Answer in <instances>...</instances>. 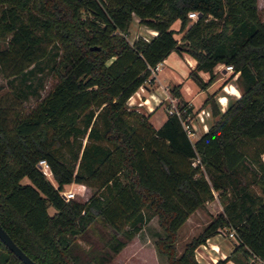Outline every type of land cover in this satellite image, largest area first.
<instances>
[{
  "label": "trees",
  "instance_id": "1",
  "mask_svg": "<svg viewBox=\"0 0 264 264\" xmlns=\"http://www.w3.org/2000/svg\"><path fill=\"white\" fill-rule=\"evenodd\" d=\"M133 15L154 34L127 42ZM0 40L7 81L29 80L44 60L56 74L27 113L23 101L38 95L32 81L0 96V224L33 261L109 264L155 215L162 236L153 246L165 264H199L195 247L222 228L233 231L234 246L213 264H238L236 255L264 263V20L256 0H0ZM173 51L194 59L187 77L199 89L216 64L237 73L239 96L222 112L214 102L222 85L206 94L201 106L213 121L194 140L182 127L193 111L178 85L170 92L185 110L166 113L157 128L126 106ZM73 182L94 192L84 202L65 200L60 191ZM212 192L221 212L177 254V229ZM98 219L109 235L99 247L88 241L82 248L77 239L89 240ZM0 264L24 263L0 240Z\"/></svg>",
  "mask_w": 264,
  "mask_h": 264
},
{
  "label": "rangeland",
  "instance_id": "2",
  "mask_svg": "<svg viewBox=\"0 0 264 264\" xmlns=\"http://www.w3.org/2000/svg\"><path fill=\"white\" fill-rule=\"evenodd\" d=\"M256 8L258 13V18L260 20H264V0H256ZM171 28L175 30L174 36L175 38L178 39L180 32L177 31L178 29L177 20L171 24ZM150 34H153V32L148 30L145 26L139 24L137 18L133 15L127 27V33L124 35V38L127 40V42L131 43L138 36L147 38L149 37ZM2 45H4V42L0 40V46ZM175 55L180 56L179 53L173 51L172 56L175 57ZM175 59H177L179 65L183 66L184 61L182 60V58L177 57ZM53 63H54L53 61H49V62L45 60L41 61L37 66L34 67L33 75H31L29 80L26 81H22L20 78L13 79L12 81H7L0 74V96L2 97L11 96L14 93V91L18 89V87L24 88L25 82L32 81L33 85H35L38 90V95L29 96L26 100L23 101L21 108L23 109L24 113H27L31 107H34L36 103L50 91V89L56 82V74L52 67ZM156 69H157V65H156ZM156 69L150 71L149 77H151V79L146 80L143 83V86L145 87H143L142 85L139 86L136 89L138 90V93H136L135 90L134 93H132V95L127 99L126 102L127 108L148 116L145 106L140 104V102L143 96L148 97V95H150L149 97H151L153 95L155 101L160 100L161 102L159 104H164L162 110L166 114L165 108L168 107V102L166 101V99H164L166 94L161 92V88L159 87L157 88L156 85H154L157 83L153 81V74L156 72L155 71ZM236 76H237L236 72L232 71L230 73L229 72L221 73L220 69H215V74L212 76L211 82L215 81V84H219L220 86L222 85V87H220V89H218L214 95V102L220 112H222L226 108L229 102H231L234 98H236L234 95H228L229 93L228 90H233V88L230 87H234L236 89L235 93H230V94H236V96H239V91L236 87ZM226 87H228V89H226ZM212 88L213 86L210 87L208 91H210ZM170 89H171V85H168V93L166 96L175 98L174 99L175 103L174 102L173 103L179 105V102H177V98L171 94ZM221 95H225L226 99L224 100L221 99V97L219 98V100L223 104L222 107L220 108V104L218 103L217 98ZM193 102L194 105L190 103L191 110L193 111V114L190 117V121L191 124H193L192 130L194 132V135L190 137L191 140H194V138H196L201 133L202 130L201 122L198 121L197 117L194 114L195 111L199 108L197 107V104L200 101L197 100ZM203 107L209 112L208 106L205 105ZM18 109H20V107H18ZM203 119H204L203 122L205 124V128H207L209 124L213 121V118L210 116V112L207 116H204ZM48 177L53 182V184H55L51 175H48ZM24 180L27 181V179ZM67 187H69V185L65 186L63 189H66ZM248 187L252 192L258 193V187L256 186V184L254 183L249 184ZM93 192L94 190L92 188L87 187V189L84 192V195L83 196L76 195L75 199L84 202L87 198H89V196ZM214 194L216 193L214 192ZM221 209L222 207L219 202V199L216 198L208 201L206 206L204 205L202 208H198L196 211H194L189 216L188 220L182 225V227H179L177 229L175 242H174L176 253L178 254L182 250L183 245L200 232V230L210 220V218H212L217 213H220ZM48 211L50 214L54 212L53 208H49ZM228 230L230 229H225V228L220 229L214 235L216 238L214 241L218 242V244L222 247L225 248L231 247L232 249V246H234V242L231 237H228L227 235ZM109 232H110L109 228H107L98 219L90 226L88 230L87 235L89 240L86 241L84 238H78L76 242L84 249L89 248L90 245L88 241H91L93 246L99 247L101 246L105 238L109 235ZM160 236H162V230L157 224L156 216L153 215L148 221H146L142 225L141 229L137 233H135L128 241L125 242L122 249L118 252V254L109 264H165V257L163 255L157 254L153 246L154 241ZM209 242H211L210 239ZM204 246L205 249L201 247V244L198 245L197 247H195L193 253H194V258L195 259L197 258L200 263L207 264V262L203 261V259L198 256V253H196L198 251L210 253V247H208L206 242L204 243ZM152 252H154L155 256H157L156 261H154L152 257ZM236 258L237 260L240 261L238 264H264L257 259L245 260L240 255H236ZM207 261L210 263L212 262L209 259H207Z\"/></svg>",
  "mask_w": 264,
  "mask_h": 264
},
{
  "label": "crops",
  "instance_id": "3",
  "mask_svg": "<svg viewBox=\"0 0 264 264\" xmlns=\"http://www.w3.org/2000/svg\"><path fill=\"white\" fill-rule=\"evenodd\" d=\"M153 34H154V32H153ZM172 53L173 52L169 53V55L166 58H164L161 62H159L157 64V69L155 70L156 72L153 74V81L157 84H154V85H156L157 88L158 87L161 88V92H163L166 95L168 93V85H171V86L172 85H178L179 86V88H178L179 93H180L181 97L187 102V104L189 103V105H191V104L194 105L193 101L198 100L200 102H198L197 107H199V108L201 107L204 109V107L201 106V103L204 100L206 94L211 92L219 84H215V81H212L205 89L197 88L190 81V79L187 77L188 70L192 69L194 66V59L185 53H180V56L175 55V57H173ZM177 57L182 58V60L184 61L183 66L178 64L177 59H175ZM160 68H161V70H160ZM158 71H159V73H158ZM220 71H221V73L225 72L222 69H220ZM197 74L204 81L208 78V74L206 72L197 71ZM169 83H171V84H169ZM212 86H213V88L210 91H208V89ZM143 87H145V86H143ZM230 88H233L234 90H236L234 87H230ZM226 89H228V87H226ZM135 92L138 93V90H136ZM228 92H227L228 95H234L236 98L238 97V96H236V94H230L231 93L230 90H228ZM157 93H159V92H157ZM166 95H165L164 99H166V97H167ZM149 96L150 95H148V97L143 96V98H141L140 104L145 106V109H146L147 114H148V120L151 123V125L154 128H157L161 125V123L165 119V113L162 110V108L164 107V104H159L161 102L160 100L155 101L153 98L154 97L153 95L151 97H149ZM220 97H221V99H224V100L226 99L225 95H221V96H219V98ZM201 125H202V123H201ZM205 130H206V128H202L201 132L205 131ZM212 194H213L212 199H216L214 192H212ZM207 202H205V204H204L205 206H206ZM197 209H195L194 211H196ZM193 212H191L188 215V217L180 225V227H182V225L188 220L189 216ZM209 239L211 240V242H209ZM209 239H207L205 242L208 245V247H210V253L209 252H203V251L196 252V253H198V256L203 259V261L207 262V264H213L217 259H224L226 256H228L230 254V252L232 250L231 247L225 248V247L220 246L218 244V242L214 241L216 239L215 236H212ZM201 247L203 249H205L204 244H201ZM152 251H153V248H152ZM152 257H153L154 261L157 260V256H155L154 252H152ZM207 259H209L212 262L211 263L208 262ZM196 260L199 264H202L198 261L197 258H196ZM224 264H237V263L234 262L232 259H228L224 262Z\"/></svg>",
  "mask_w": 264,
  "mask_h": 264
},
{
  "label": "built area",
  "instance_id": "4",
  "mask_svg": "<svg viewBox=\"0 0 264 264\" xmlns=\"http://www.w3.org/2000/svg\"><path fill=\"white\" fill-rule=\"evenodd\" d=\"M187 16H188V18L193 20V19L196 18L197 13L194 12V11H190V12H187ZM156 65L152 69H150V71H153V69H156ZM215 69H222L223 71L229 72V73L233 71V68H232L231 65H224L222 63L216 64L214 66V68H213V72L214 73H215ZM174 99L175 98H173V97H166V101L168 102V107L165 108V112L168 113V114L174 113L177 117H180V114L185 110V107L182 108V109H178L176 104H174L175 103ZM217 100H218V103L220 104V108H221L223 104L219 100V97L217 98ZM188 106H189V104H187L186 107H188ZM194 114L197 117L198 121H200L202 123V128H205V124L203 122L204 121L203 117L207 116L209 114L208 110L203 109V108L200 107V108H198L195 111ZM186 117L188 119V122L187 123L186 122H181V123H182L183 129L186 132V135L188 136V138H190L191 136L194 135V132L192 130L193 129V124H191L189 113H187ZM38 166H39V168L41 169V171L45 175H47V176L51 175L49 166H48L47 162L44 159L39 160ZM71 186H73V187H71ZM86 189H87L86 185L73 182V183L69 184V187H67L66 189H62L60 191V195L65 200L75 199L76 195L83 196ZM227 235H228V237L232 238L234 236L233 235V231L232 230H228L227 231Z\"/></svg>",
  "mask_w": 264,
  "mask_h": 264
},
{
  "label": "water",
  "instance_id": "5",
  "mask_svg": "<svg viewBox=\"0 0 264 264\" xmlns=\"http://www.w3.org/2000/svg\"><path fill=\"white\" fill-rule=\"evenodd\" d=\"M0 240L5 244V246L17 256L24 264H37L28 255H26L12 240L8 233L2 228L0 224Z\"/></svg>",
  "mask_w": 264,
  "mask_h": 264
},
{
  "label": "bare ground",
  "instance_id": "6",
  "mask_svg": "<svg viewBox=\"0 0 264 264\" xmlns=\"http://www.w3.org/2000/svg\"><path fill=\"white\" fill-rule=\"evenodd\" d=\"M231 93H235L236 91L233 89V90H230Z\"/></svg>",
  "mask_w": 264,
  "mask_h": 264
}]
</instances>
